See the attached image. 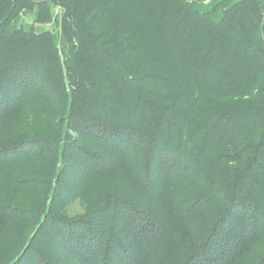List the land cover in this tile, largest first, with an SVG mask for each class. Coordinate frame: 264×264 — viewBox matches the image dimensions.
I'll return each mask as SVG.
<instances>
[{
    "label": "trees",
    "instance_id": "obj_1",
    "mask_svg": "<svg viewBox=\"0 0 264 264\" xmlns=\"http://www.w3.org/2000/svg\"><path fill=\"white\" fill-rule=\"evenodd\" d=\"M0 264H264V0H0Z\"/></svg>",
    "mask_w": 264,
    "mask_h": 264
}]
</instances>
